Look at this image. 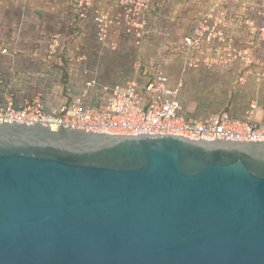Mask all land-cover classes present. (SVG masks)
<instances>
[{"label":"water","instance_id":"obj_1","mask_svg":"<svg viewBox=\"0 0 264 264\" xmlns=\"http://www.w3.org/2000/svg\"><path fill=\"white\" fill-rule=\"evenodd\" d=\"M0 264H264V142L0 122Z\"/></svg>","mask_w":264,"mask_h":264},{"label":"built area","instance_id":"obj_2","mask_svg":"<svg viewBox=\"0 0 264 264\" xmlns=\"http://www.w3.org/2000/svg\"><path fill=\"white\" fill-rule=\"evenodd\" d=\"M169 2L71 0V5L81 27L87 30L86 26H91L96 43L114 52L138 48L143 39L151 35H167L165 7ZM230 24L229 10L220 6L207 8L181 39L183 49L191 56V66L213 68L231 65L236 60L245 61L248 66L254 62L251 49L248 46L237 48L228 36ZM59 39V35H54L49 43V59L58 52ZM0 56H10L9 49L2 44ZM251 113L246 120L227 112L203 119L189 116L179 99V88L170 84L169 75L161 65L155 68L151 77H144L142 81L131 80L123 86L113 87L100 85L91 78L84 82L75 97L61 94L50 101L37 95L19 102L11 88L0 79V122L7 123L42 124L51 128L64 126L121 135H176L192 140L264 142V123L255 122Z\"/></svg>","mask_w":264,"mask_h":264},{"label":"rangeland","instance_id":"obj_3","mask_svg":"<svg viewBox=\"0 0 264 264\" xmlns=\"http://www.w3.org/2000/svg\"><path fill=\"white\" fill-rule=\"evenodd\" d=\"M50 1H52L51 4L42 7L45 10L39 9L38 12L33 7L35 4L30 3L29 0H8L7 2L0 0V42L6 43L12 55L14 50H18L17 47H26L37 42L49 45L53 36L59 35L60 48L53 59H46L49 64L44 63V67L52 70V88L60 92L62 89L65 90L64 85L68 82L67 87L72 86L69 76L70 68L66 61L67 53H69L66 46L75 43H91L95 40L93 34L87 30L82 33L75 31L73 16L70 13L71 0ZM211 6H220L229 10L231 24L228 25V36L232 38L237 48L248 46L254 62L246 66L245 61L236 60L231 65L206 68V71L213 70L208 71L211 74L206 77L203 74L191 75L195 71L190 69L199 66L190 65L191 56L183 49L181 39ZM165 10V20L169 30L167 35L160 33L151 41L142 43L138 48L131 44L134 50L131 48L128 49L129 51L125 50L117 58L103 57L101 66L98 65L100 63L98 60L97 66L94 65L95 63L90 61L93 57L86 54V62L90 61V63L86 66L88 73L82 74L83 78L89 74V71L95 73L98 71L97 73L104 81H109L110 86L120 85L136 77L143 80L161 65L169 71L171 80L181 83V94L191 112L195 110L209 116L229 109L227 113L239 117L244 116L247 111L255 110L252 106L259 105L258 109L264 107V78L261 75L264 73V0H170ZM184 60L186 65L183 64ZM12 66V64L10 66L0 64V74L6 73L5 67L12 68ZM66 70L68 79L64 83ZM73 73L76 75L71 77L76 76L78 81V72L73 71ZM179 79L182 82H179ZM36 84L33 83L35 86L33 88H38L40 85ZM79 87L83 88L84 82ZM254 120L263 122L262 118L254 117Z\"/></svg>","mask_w":264,"mask_h":264},{"label":"crops","instance_id":"obj_4","mask_svg":"<svg viewBox=\"0 0 264 264\" xmlns=\"http://www.w3.org/2000/svg\"><path fill=\"white\" fill-rule=\"evenodd\" d=\"M2 1L7 2L8 0H2ZM29 2L32 4H35L33 7L38 12H39V9L45 10V8H42V7L47 6V4L49 3L50 4L52 3V1L50 0H29ZM48 8L49 7H47V9ZM86 28H87V31L91 33L92 27L86 26ZM0 44L5 45L7 47L6 43L0 42ZM16 49L18 50H14V53L10 56H0V64H5L7 66H10L11 64L13 65L12 68L5 67L4 71H6V73H4L3 75L0 74V79L3 81L4 85L9 86L11 88V90L16 95L17 101L19 102L32 99L37 95H42L46 101H50L54 97H57L58 95H61V94L66 97L72 98V97H75L82 89L81 87H79L80 84L91 78H95L100 83V85L110 86L109 81H104L102 77L97 73L98 71H96V73L94 71H89V74L83 78L82 74L84 73L86 75L88 73L86 66H88L90 61L95 63L94 65L97 66L98 64V62L96 63L97 60L100 62L98 65L101 66V64H103L101 63V58L106 57V56L117 58V56H121L125 50L126 51L130 50V48H122L120 51H117L119 53H115V52L101 48L95 41L91 43H86V44L85 43L83 44L75 43L73 45L68 46L67 51L69 53H67L66 61H67L68 67L70 68L69 76H70V84L72 83L71 84L72 86L71 88L67 87V91L62 89L59 92L55 90L54 88H52V84H51L53 80V76L51 75L52 70L48 69L49 67H46V66L44 67V63L49 64L48 62H46V59H49L48 54H47L48 45L37 42V43H31L30 45L26 47H23V46L19 48L17 47ZM131 49L134 50L133 48ZM82 54H85V55H82ZM86 54H88V56L90 57L92 56L93 60L90 59L89 62L88 61L86 62V59H87ZM58 63L61 64V62H58ZM183 64L186 65L185 60ZM190 70L195 71V73H191V75L192 74H203V76L205 77L211 74V72H208V71H213L212 69H208V71H206L207 69L205 66L204 67L199 66L195 69L192 68ZM73 71L78 72L79 74L78 81H76V78H75L76 76H74L73 78L71 77L73 75H76L73 73ZM153 71H151L150 76L148 75L147 76L151 77ZM167 73L170 78V84L174 87H178L179 94H181V87H182L181 83L178 84L176 81L171 80L172 79L171 74H169V71H167ZM98 75L100 76L101 79H99ZM261 75H262V78H264V73H262ZM44 77H46V79H44ZM131 80L141 81L142 79H140L139 77L138 78L136 77ZM179 80H180L179 82H182L181 79ZM33 83H37L36 85H39V84L40 85L38 86V88H33L35 87L33 86ZM126 83L123 82L119 86H123ZM112 85L118 86L114 84ZM55 94H57V96H55ZM180 97H182L183 99L182 94L180 95ZM257 106L255 107V110H252L249 112L248 116L252 112L251 117L253 120H254V117H257V118H262L263 119L262 121L264 122V107H260V109H258ZM183 109L189 116H192V117L199 116V117H202L201 119L214 115L212 114V115L207 116L195 110L191 112L190 110H188L185 100L183 103Z\"/></svg>","mask_w":264,"mask_h":264},{"label":"trees","instance_id":"obj_5","mask_svg":"<svg viewBox=\"0 0 264 264\" xmlns=\"http://www.w3.org/2000/svg\"><path fill=\"white\" fill-rule=\"evenodd\" d=\"M70 13H71V15L73 16V23H74V29H75V31L77 32V33H82L83 31H85L82 27H81V22L79 21V19L77 18V16H76V14L74 13V11H72L73 9H72V5H71V7H70ZM157 35H159V34H157ZM155 36L156 35H151V36H149V37H146V38H144L143 39V41H142V43H145V41H147V42H149V41H151V39L152 38H155ZM73 38H74V35H73ZM95 40V39H94ZM75 41V40H74ZM71 42H73V41H71ZM70 42V43H71ZM96 42V41H95ZM68 46H66V48H67ZM66 48H64V50H66ZM64 65H66V64H64ZM60 66V65H59ZM65 69V68H64ZM68 79V73H67V70L66 71H64V83H66V80ZM68 84H69V82H68ZM68 84H65L64 86H65V91H67V86H68ZM180 95L181 94H179V99H180V101H181V103H182V106H183V103H184V100L182 99V97H180ZM185 106V105H184ZM226 109H228V108H226ZM225 109V110H226ZM227 111H229V109L228 110H226L225 112H227ZM249 112L250 111H247L246 113H245V115L244 116H236L235 114H231V113H229V114H231L233 117H235V118H238V119H241V120H246L247 119V116H248V114H249ZM193 117H195V118H198V119H201L202 117H199V116H193ZM262 123H264V122H262Z\"/></svg>","mask_w":264,"mask_h":264}]
</instances>
